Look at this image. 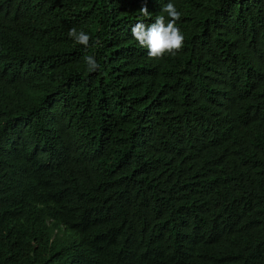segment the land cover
<instances>
[{
	"label": "trees",
	"instance_id": "obj_1",
	"mask_svg": "<svg viewBox=\"0 0 264 264\" xmlns=\"http://www.w3.org/2000/svg\"><path fill=\"white\" fill-rule=\"evenodd\" d=\"M168 2L185 44L150 59ZM56 254L264 264V0H0V264Z\"/></svg>",
	"mask_w": 264,
	"mask_h": 264
},
{
	"label": "clouds",
	"instance_id": "obj_2",
	"mask_svg": "<svg viewBox=\"0 0 264 264\" xmlns=\"http://www.w3.org/2000/svg\"><path fill=\"white\" fill-rule=\"evenodd\" d=\"M161 12L167 14V21L164 15H158L154 23L138 22L131 27L132 37L141 48L147 50L150 59H162L166 55L175 56L185 44V37L180 28L177 27V21L184 22L182 9H177L173 3L168 2L162 6ZM140 13L143 16H150L147 7H143ZM68 36L75 44L85 48L90 46L92 39L89 34L83 30L78 31L76 27L69 30ZM99 43V40H97L92 46H98ZM83 59L88 72H95L100 68L94 56L86 55ZM36 264H63V261L59 256L58 259L49 256Z\"/></svg>",
	"mask_w": 264,
	"mask_h": 264
}]
</instances>
